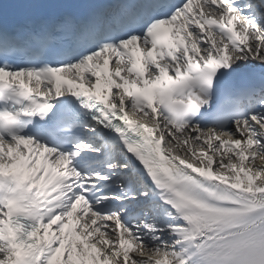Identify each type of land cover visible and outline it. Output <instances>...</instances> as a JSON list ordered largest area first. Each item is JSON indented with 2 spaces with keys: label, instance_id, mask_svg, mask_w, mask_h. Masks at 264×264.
<instances>
[{
  "label": "snow or ice",
  "instance_id": "snow-or-ice-1",
  "mask_svg": "<svg viewBox=\"0 0 264 264\" xmlns=\"http://www.w3.org/2000/svg\"><path fill=\"white\" fill-rule=\"evenodd\" d=\"M0 264H264V0H0Z\"/></svg>",
  "mask_w": 264,
  "mask_h": 264
}]
</instances>
